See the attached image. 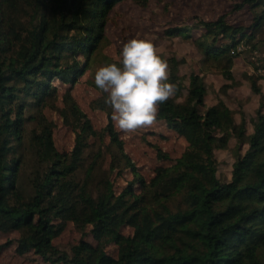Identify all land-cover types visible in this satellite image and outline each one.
Listing matches in <instances>:
<instances>
[{
	"label": "trees",
	"instance_id": "trees-1",
	"mask_svg": "<svg viewBox=\"0 0 264 264\" xmlns=\"http://www.w3.org/2000/svg\"><path fill=\"white\" fill-rule=\"evenodd\" d=\"M149 1L0 0V238L16 234L0 250L14 246L18 255L34 253L44 264H264L263 76L249 75L260 106L248 132L244 112L238 122L225 101L208 106L204 78L192 74L186 84L171 57L169 82L178 90L159 105L157 122L184 138L186 148L172 159L155 145L158 159L169 163L150 180L125 152L107 93L95 102L108 114L100 133L72 96L97 61L116 6ZM234 8L249 9V27L220 17L165 34L191 39L194 29L201 31L194 43L229 80L241 46L256 53L264 69V0H242ZM46 109L57 111L74 133L71 153L58 150L57 124ZM106 137L134 175L121 192L101 168L102 149L93 153ZM232 140V177L224 181L217 152L229 150ZM118 161L114 156L111 172ZM70 222L83 238L64 249L54 240Z\"/></svg>",
	"mask_w": 264,
	"mask_h": 264
},
{
	"label": "rangeland",
	"instance_id": "rangeland-1",
	"mask_svg": "<svg viewBox=\"0 0 264 264\" xmlns=\"http://www.w3.org/2000/svg\"><path fill=\"white\" fill-rule=\"evenodd\" d=\"M241 2L242 0H150L146 7H140L132 2L118 4L108 20L106 26L107 40L101 48L100 54L96 57L97 61L92 65L90 71L79 79L72 90L73 98L81 110L88 115L95 130L98 133L102 132L108 119L106 111L95 108V102L104 94L95 85V72L99 67L106 65L103 60L108 58L115 63H119L123 43L139 33L142 36L147 34L151 37L160 50V55L167 61L171 57L177 59L180 63L179 74L184 78L186 84H188V79L192 74H199L204 78L208 91L206 99L208 106L218 103L219 100L225 101L234 111L238 122L241 120V113L244 112L248 117V132H251L252 124L250 121L256 117V112L260 106V96L256 95L251 89L250 74L263 76L259 84L264 91V69L258 64L256 53L250 51L247 47L241 46L240 50L243 53L235 60L232 69L233 79L229 80L224 77L219 69L211 67L210 63L205 61L202 52L194 43L202 33L201 31L194 29L191 39H184L181 36L168 38L165 34L166 30L172 27L184 28L196 24L199 20L215 21L220 17H226V20L233 25L249 27L252 23V15L249 9L236 11L234 8ZM257 66L258 69H256ZM64 93L65 89L63 87L60 91V99L56 102L59 107L64 106ZM44 112L57 124L55 142L58 150L68 154L71 153L74 146V133L63 123L61 115L57 111L46 109ZM115 129L119 132L120 138L124 142L125 152L137 167L138 173L147 180L153 177L156 168L169 163L158 159L155 145L162 148L172 159L180 157L186 148L184 138L168 130L159 122L151 127L138 129L127 137L116 127ZM96 142L93 153H96L99 148L102 149L101 168L107 175L112 174L111 177L115 181L116 190L121 192L127 182L133 179L134 175L126 167L122 158L117 156V149L110 146L108 137L103 142L99 140ZM235 146L236 140H232L229 150L217 152V158L220 162L219 176L224 181H230L232 177V165L235 161L232 149ZM246 148L244 147L243 152ZM114 156H116V160H119L120 165L117 170L111 172ZM89 158L87 163H89ZM125 232L129 233L130 230L126 229ZM14 236L16 234L2 236L0 244L5 243ZM81 238H83L82 234L70 222L67 224L65 231L54 240V244L68 249L71 245L80 241ZM85 239L94 242L91 236L85 237ZM110 250L112 251L113 248ZM38 263L44 264L43 261H38L34 253L24 256L18 255L14 246L0 250V264Z\"/></svg>",
	"mask_w": 264,
	"mask_h": 264
},
{
	"label": "clouds",
	"instance_id": "clouds-1",
	"mask_svg": "<svg viewBox=\"0 0 264 264\" xmlns=\"http://www.w3.org/2000/svg\"><path fill=\"white\" fill-rule=\"evenodd\" d=\"M117 63L95 72V85L108 93L111 120L127 137L157 122L159 105L172 99L177 85L169 82V64L147 34H137L123 43Z\"/></svg>",
	"mask_w": 264,
	"mask_h": 264
}]
</instances>
